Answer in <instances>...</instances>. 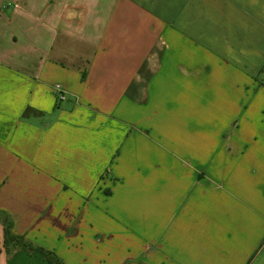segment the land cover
<instances>
[{"label": "crops", "instance_id": "0c3cea01", "mask_svg": "<svg viewBox=\"0 0 264 264\" xmlns=\"http://www.w3.org/2000/svg\"><path fill=\"white\" fill-rule=\"evenodd\" d=\"M4 220L63 264H264V0H0V264H53Z\"/></svg>", "mask_w": 264, "mask_h": 264}, {"label": "rangeland", "instance_id": "374dc122", "mask_svg": "<svg viewBox=\"0 0 264 264\" xmlns=\"http://www.w3.org/2000/svg\"><path fill=\"white\" fill-rule=\"evenodd\" d=\"M233 112L221 111V112H216L215 114L208 113V112L200 113V121L208 122L206 128H204L203 126H200L199 129L198 128H193V129L184 128L180 134L179 132L177 133V137L181 138L182 140H196L197 138L198 140H218L216 139V138H219V130L217 129V126L219 124L225 125L227 122V119L230 118L231 115H233ZM237 114L238 113L235 114L236 118H239V114L238 115ZM247 114H248L247 115L248 121L244 117L243 122H244V127L249 128L250 130L241 129V133H247V135L250 136V135H255V132H256L258 133L259 140H261V127L256 128V123L254 122L256 114L254 112H248ZM243 116L244 115L242 114L241 119L243 118ZM214 118L216 122L215 128H214ZM250 122H254V126H252ZM226 126H228V123ZM243 138H251V136L243 137ZM129 213H133L135 216H143L142 206H138L137 208L132 209V210L131 209L130 210L128 209L120 210L121 216H128ZM98 256L99 254L96 251L94 250L89 251L88 256H86V258L88 259L87 264H95L97 260L99 259ZM74 257H77V256H74ZM59 260L61 261V259Z\"/></svg>", "mask_w": 264, "mask_h": 264}, {"label": "trees", "instance_id": "16d2710c", "mask_svg": "<svg viewBox=\"0 0 264 264\" xmlns=\"http://www.w3.org/2000/svg\"><path fill=\"white\" fill-rule=\"evenodd\" d=\"M143 72V67L140 69V73ZM128 93V92H127ZM4 226V248L6 250H9L10 247L19 249V250H31L36 251L40 255H42L49 263L54 264H63L55 254H53L50 251H47L40 247L33 246L30 242L26 241V239L23 236H16L11 233V223L9 221H5Z\"/></svg>", "mask_w": 264, "mask_h": 264}, {"label": "built area", "instance_id": "2783aa9c", "mask_svg": "<svg viewBox=\"0 0 264 264\" xmlns=\"http://www.w3.org/2000/svg\"><path fill=\"white\" fill-rule=\"evenodd\" d=\"M54 90L58 93L60 100L64 98L63 91L59 85L54 86Z\"/></svg>", "mask_w": 264, "mask_h": 264}]
</instances>
